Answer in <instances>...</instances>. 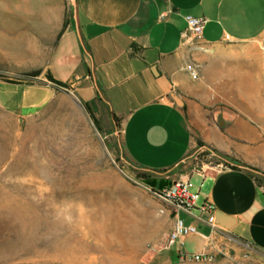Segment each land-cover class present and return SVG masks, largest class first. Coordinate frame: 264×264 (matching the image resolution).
<instances>
[{
  "label": "crops",
  "instance_id": "1",
  "mask_svg": "<svg viewBox=\"0 0 264 264\" xmlns=\"http://www.w3.org/2000/svg\"><path fill=\"white\" fill-rule=\"evenodd\" d=\"M7 1L2 34L15 10L18 44L26 42L32 56L47 58L42 74L50 72L66 87L43 75L38 82L0 80V86H13L12 94L0 95V109L30 115L64 88L83 106L92 105L100 125H107V116L113 124L112 117L119 119V142L136 168L166 173L169 186L195 181L193 215L175 213L197 232L168 244L153 264L216 255L229 238L264 252V111L242 108L223 115L219 125L212 76V58L264 35V0H76V8L71 0ZM189 16L206 19L198 40L212 52L183 36ZM188 64L198 79L191 78ZM196 137L220 163L201 174L188 170ZM206 203L224 215L216 230L201 212Z\"/></svg>",
  "mask_w": 264,
  "mask_h": 264
},
{
  "label": "rangeland",
  "instance_id": "2",
  "mask_svg": "<svg viewBox=\"0 0 264 264\" xmlns=\"http://www.w3.org/2000/svg\"><path fill=\"white\" fill-rule=\"evenodd\" d=\"M2 5L9 2L0 0V32ZM12 12L8 31L0 33V80H47V58L18 44ZM192 42L212 52L198 38ZM226 54L212 58L218 124L242 108L264 111V35ZM12 87L1 85L0 95L12 94ZM95 118L64 88L30 115L0 109V264H153L169 244L174 205L138 177L145 171L127 158L109 116L106 126ZM196 140L188 170L220 164ZM194 186L193 180L191 193ZM225 242L213 261L181 264H264V252L232 238Z\"/></svg>",
  "mask_w": 264,
  "mask_h": 264
},
{
  "label": "built area",
  "instance_id": "3",
  "mask_svg": "<svg viewBox=\"0 0 264 264\" xmlns=\"http://www.w3.org/2000/svg\"><path fill=\"white\" fill-rule=\"evenodd\" d=\"M188 28L183 33L185 38H199L202 34L204 24L207 22L205 18H194L187 17ZM186 70L191 76L192 79H198L199 75L196 70V67L193 64H188ZM214 165L203 164L201 168H196L198 173L204 171L205 168ZM161 198L166 201L171 202L176 211H184L189 215H193V208L198 200V195L193 194L189 191V182L184 181H175L172 185L166 189H163L159 194ZM215 207L210 203H206L201 212L208 215L207 221L212 226L213 230L220 228L216 222ZM196 228L193 226L185 225L184 221L177 217L175 220L174 228L169 237V245L175 244L177 241L181 240L183 236L190 235L195 233ZM214 257L210 254H195V255H186L185 260L194 261V262H211Z\"/></svg>",
  "mask_w": 264,
  "mask_h": 264
},
{
  "label": "trees",
  "instance_id": "4",
  "mask_svg": "<svg viewBox=\"0 0 264 264\" xmlns=\"http://www.w3.org/2000/svg\"><path fill=\"white\" fill-rule=\"evenodd\" d=\"M40 75V72H34L32 73L31 76L33 77H37ZM47 78L49 81H51L52 83L56 84L57 86H61V87H66V85H64L63 83L57 81L51 73H48L47 74ZM7 81V80H5ZM28 81H32V79H28ZM8 82H15V81H8ZM16 83V82H15ZM84 107L86 108V110L88 111V113L90 115H93V111H92V105L91 104H84ZM115 120L120 123L119 119L115 116ZM99 129V128H98ZM199 146L200 147H203L204 146V143L199 141ZM207 154H210V152L207 151ZM138 177L147 185L149 186L152 191L155 193V194H159L164 188H166L167 186H169V182L164 179L163 177H157V176H154L152 174H149V173H142L140 175H138Z\"/></svg>",
  "mask_w": 264,
  "mask_h": 264
},
{
  "label": "water",
  "instance_id": "5",
  "mask_svg": "<svg viewBox=\"0 0 264 264\" xmlns=\"http://www.w3.org/2000/svg\"><path fill=\"white\" fill-rule=\"evenodd\" d=\"M73 6L76 8V0H71ZM175 97V100L176 102L179 104V105H183V102L177 97V96H174ZM113 121H114V124H115V127H116V135L119 137L120 136V132H119V128H118V123L117 121L115 120L114 117H112ZM217 122H219V119H217ZM221 126L224 125V122L221 120V122L219 123ZM160 175H166V173H159ZM223 214L222 213H219V215H216V222L218 223V225H222V219H223ZM225 226V225H224Z\"/></svg>",
  "mask_w": 264,
  "mask_h": 264
}]
</instances>
